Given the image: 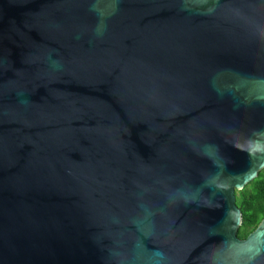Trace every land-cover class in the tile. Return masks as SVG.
Masks as SVG:
<instances>
[{
    "label": "water",
    "instance_id": "95a60500",
    "mask_svg": "<svg viewBox=\"0 0 264 264\" xmlns=\"http://www.w3.org/2000/svg\"><path fill=\"white\" fill-rule=\"evenodd\" d=\"M264 0H0V264H264Z\"/></svg>",
    "mask_w": 264,
    "mask_h": 264
},
{
    "label": "trees",
    "instance_id": "16d2710c",
    "mask_svg": "<svg viewBox=\"0 0 264 264\" xmlns=\"http://www.w3.org/2000/svg\"><path fill=\"white\" fill-rule=\"evenodd\" d=\"M236 204L242 212L238 236L245 238L264 217V169L243 189L235 191Z\"/></svg>",
    "mask_w": 264,
    "mask_h": 264
}]
</instances>
